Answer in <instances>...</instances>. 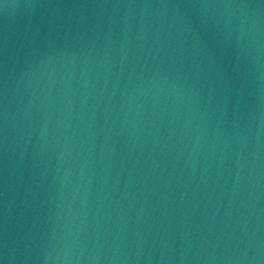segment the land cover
Here are the masks:
<instances>
[{
	"label": "water",
	"instance_id": "95a60500",
	"mask_svg": "<svg viewBox=\"0 0 264 264\" xmlns=\"http://www.w3.org/2000/svg\"><path fill=\"white\" fill-rule=\"evenodd\" d=\"M0 264H264V0H0Z\"/></svg>",
	"mask_w": 264,
	"mask_h": 264
}]
</instances>
